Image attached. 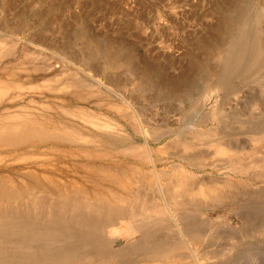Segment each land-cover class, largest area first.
Segmentation results:
<instances>
[{"label":"rangeland","instance_id":"1","mask_svg":"<svg viewBox=\"0 0 264 264\" xmlns=\"http://www.w3.org/2000/svg\"><path fill=\"white\" fill-rule=\"evenodd\" d=\"M239 54L245 57L237 63L242 67L235 64ZM2 89L0 115L6 109L54 113L67 108L75 115L61 119L95 136L99 146L68 141L58 146L73 153L67 159H54L58 148L52 143L0 151L1 173L26 177L28 169H49L64 175L61 180L88 183L90 176L78 172L81 165H136L146 177L132 190L157 209L125 214L128 218L72 207L63 215L56 209V224L39 210L54 225L35 210L33 218L43 227L55 226L57 235L68 236H53L51 247L31 246L32 261L44 262L47 249L72 246L91 254L105 251L110 264H167L148 262L144 251L179 240L186 260L169 264H200L194 254L201 264H264V0H0ZM146 140L156 169L166 177L174 179L180 165L195 175L194 187L182 190L185 201L169 202L173 217L182 220L181 234L165 209V196L148 178L153 165L146 153L127 148H144ZM69 160L77 166H69ZM210 183L222 186L219 200L198 194ZM74 215L102 219L104 229H84ZM128 222L138 231L133 223L129 230ZM184 230L195 231L198 239ZM97 237L103 246H84ZM10 242L0 240L1 254H24Z\"/></svg>","mask_w":264,"mask_h":264},{"label":"bare ground","instance_id":"2","mask_svg":"<svg viewBox=\"0 0 264 264\" xmlns=\"http://www.w3.org/2000/svg\"><path fill=\"white\" fill-rule=\"evenodd\" d=\"M256 51L260 53L259 49H255L254 52ZM244 58H245L244 56L240 55V58L239 57L238 59L236 58L237 61L235 60L236 61L235 64L237 63L242 64ZM241 64L240 65L237 64V65L241 66ZM4 92H5L4 89L0 90V95L3 94ZM114 108L117 112H120V106L116 105L114 106ZM58 109H59V112H54V113L48 112V111L47 112H36V113H33V112H16L15 113V112H11L9 109H6L5 112L2 115H0V151L16 152L21 149H26L32 146H38L41 144H48V143H52V145L55 146V148H58V146L60 147V145L62 144H67L68 141L69 142L74 141L75 143H77V141L79 143L86 142V145L87 143L88 144L89 143L98 144L97 138L94 139L95 136L93 137L92 135H88L84 133L83 131H78L76 129L77 127L75 128V126H72L68 124L67 121H64L61 119L62 118L61 115L63 117H69L70 115L72 116L75 115L74 113L71 114L72 112L70 109H67V108L64 109L63 107H60ZM139 127L141 131L145 132L142 126H139ZM127 148L128 150L132 152H136V153H140L142 152V150H144V153H146V156L148 157L147 159L149 163L153 165L151 172H149L151 174H148V178H150V180L156 185L155 187L159 189L160 193L162 192V194L165 196L164 197L166 200L165 209L169 213V215L173 217L174 216L173 209L172 207L169 206V202L176 203L177 200L185 201L187 196L183 194L182 190L183 188L189 190L194 187V184L196 182L195 175L190 170L186 169L185 166L180 165L177 168V171H175L176 174L174 175L172 174L174 179H171L170 177H166L165 176L166 174L164 175L163 171H159L156 169L155 163H154L156 157H155L154 152L149 148V144L147 140H146L144 148L143 146L138 145V144L129 145L127 146ZM222 149L221 148L219 149L222 151V153L223 151L224 152L226 151ZM55 150L57 154L53 155L54 159L55 157L58 158V156L59 158L61 157V158H66V159L68 158V156H70L71 158L72 157L71 154H73V153L68 152V150L65 152L62 151V149L60 150L59 148ZM86 155H90V157L91 156L101 157V155H98V152L97 153L89 152V153H86ZM58 160L55 162H58ZM50 162H52L53 164L54 161H50ZM61 163L63 162L61 161ZM74 165L75 163H72V162L69 164V166L75 168L77 165L75 166ZM80 167H81V170L80 171L78 170V172H81L85 175L90 176V179L88 178L85 179V182L87 180L88 183H83L84 181L82 182L81 178L61 180L59 175L62 178H65L64 175L59 174V173L58 175H54L52 172L48 171L49 169H42L41 171H38L35 169H28L27 171L24 172L26 177H18V176H15L14 173L4 174L0 172V240H6V241L11 240L10 244H14L17 246L19 245L24 250V254L21 256L19 255L17 257L16 256L9 257V256H6L5 254H1L2 253L1 252L0 253V264H40V263L41 264H44V263L45 264H110L107 260L104 261V259H107L105 251H102V253L100 252L101 254H99L98 253L99 250L98 251L96 250L97 252L95 254H91L90 252L83 250L84 249L83 243L81 244L82 245L81 247H83L82 249H79L80 248L79 243H76V245L78 244L77 247L79 248L71 246L72 247L71 249V247L65 248L64 246V248H61V250L60 249H54V250L47 249L46 254L44 256V262L42 261L38 263L37 261H32L31 257H33L34 255L30 256L31 254H29V251H27L28 249H30L31 246L40 244V245H46V246L48 245L51 247L52 244L49 245L50 238H52L53 236L55 237V235L57 237L62 236L65 238V235H66L64 232H61L62 230L59 232L64 233V234L57 235L56 230H54L55 226H50L51 228L49 226L43 227L42 222L46 218L43 220L42 215H40L39 210L41 209H43V212H44V209L47 211L48 217L46 216V214L44 215L48 219L55 221L54 223L49 220L52 224L53 223L56 224L57 222L56 220H58L59 222L60 217L58 219V215L61 212L63 214L64 212L70 210L71 207L74 208V211L75 210L81 211L80 209L82 210L88 209L92 211L93 213H95L96 215L100 214L101 212L106 211L107 214H109L108 217L113 215V216H116V218L125 217L126 215L133 217L136 214H138L137 212L139 211L140 213L148 214V212H153V210L154 211L157 210L155 209L156 206L152 207L153 205L151 206L152 207L151 209L150 205L148 204L149 203L148 200L144 196H142L140 193L134 192L132 190V186L134 182L141 181L146 177L144 170H142L139 166L130 165L128 167L116 168L117 167L116 165V167L114 168V166L110 167L109 165L106 166L105 164L98 165L97 163L96 165L95 163H93L90 165H86V164L81 165ZM97 178L103 179L104 181L107 182L108 185L103 184V182H101V180H98ZM219 186L221 185L218 183L204 184L200 187L198 194L202 195L203 197L204 196L205 197L212 196V198L218 197V200H219L220 198L219 196H222L221 193L223 192L221 191L223 190V188L220 189ZM177 190L178 191L180 190L182 192V195L179 194ZM186 193L188 192L186 191ZM53 197H55L56 199L58 198L61 201V202L59 201L60 202L59 205L55 204L57 201L53 203L54 201V199L52 200ZM19 203L23 204L22 206L24 207V209H21L18 206ZM125 204H127V208L129 207L128 209L130 211L128 209H125V210L123 209V206ZM56 209H59L60 211L58 215H57ZM35 210H37L36 211L37 213L35 214H37V216L40 215L43 221L40 218L39 220L33 218L32 214H34L33 211ZM95 214L94 216H96ZM127 216L126 218H128ZM72 217H75V215ZM82 218L81 219L76 218V219H77V222L80 223V225L83 224L81 226H83L84 229L86 228L85 227L86 225L89 226L87 227L88 230L90 228L91 229L94 228L93 230L98 229L99 231V229L103 228L104 221L102 222L101 221L102 219L99 221L98 219L96 220L92 217L91 219L89 217L88 219H84V218L82 219ZM174 220H175L176 229L181 234L182 227L180 223L182 224V220L180 219V217L174 218ZM49 221L48 222L46 221L47 224L50 223ZM91 223L94 225H92ZM132 223L133 222L131 223L128 222V224H126L128 225L129 230L131 229L130 224ZM133 225H136V226H133L134 229L135 227L137 228L138 226L136 223H133ZM106 228L107 227H105V231H106ZM138 228L140 227L138 226ZM138 228H137V231H138ZM67 231L70 232L71 229ZM67 231L65 230V232ZM185 231L186 230H184V232ZM81 232H82V228H81ZM188 232L189 230L186 231L185 234H187ZM105 233H107V231ZM193 233L196 234L195 231ZM193 233L189 232L188 235L186 236H188L191 239L192 235L195 236ZM128 234L131 236L130 231ZM189 234H192V235L190 236ZM90 235L93 236L91 233ZM98 238L99 237H97V239L95 238L97 241L94 238L93 240L91 239L92 241L91 240L86 241L84 243V246L86 245L103 246L105 244L104 243L105 241L103 242L101 241L102 240L101 238L100 239ZM179 239L181 240V238ZM196 239L198 238L196 237ZM181 242H184V241H181ZM181 242L179 240L178 241H163V242H160L159 244H153L152 247L148 251L147 250L144 251V255L147 256L146 258L148 262H166L167 261V264L183 262L186 260L185 259L186 256L184 257L182 255L183 253L179 251L182 248L185 249L184 247L186 246H184L185 244L182 243L183 247H181L182 246ZM86 247L88 248L89 246H86ZM74 248L76 249L74 250ZM193 249H195V247H193ZM189 254L191 255L190 252ZM43 255L44 254H42V257ZM196 255L194 254L192 257H194L197 263L201 264L200 259H198ZM204 259H206V257H204ZM213 262H214L213 264H215V261Z\"/></svg>","mask_w":264,"mask_h":264}]
</instances>
